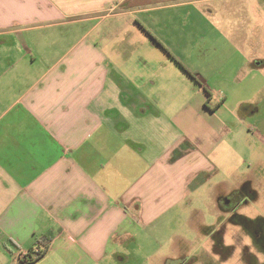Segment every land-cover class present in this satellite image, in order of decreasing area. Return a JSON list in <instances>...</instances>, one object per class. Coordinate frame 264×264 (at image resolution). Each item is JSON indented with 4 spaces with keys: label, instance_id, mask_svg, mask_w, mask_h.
<instances>
[{
    "label": "crops",
    "instance_id": "1",
    "mask_svg": "<svg viewBox=\"0 0 264 264\" xmlns=\"http://www.w3.org/2000/svg\"><path fill=\"white\" fill-rule=\"evenodd\" d=\"M206 1L0 0V264L51 231L28 264H187L264 220V0Z\"/></svg>",
    "mask_w": 264,
    "mask_h": 264
},
{
    "label": "rangeland",
    "instance_id": "2",
    "mask_svg": "<svg viewBox=\"0 0 264 264\" xmlns=\"http://www.w3.org/2000/svg\"><path fill=\"white\" fill-rule=\"evenodd\" d=\"M178 10L192 13L199 11L210 14L216 12H237V14H240L246 10H251L253 13H257L258 17H261L263 9L262 0H210L202 4L190 3V5ZM239 16L237 15V18L232 17V20H229V18L225 19L228 22L227 26H229V21L234 26L244 25L246 20ZM209 21L212 23L214 19ZM259 213L258 210L249 207H244L238 211V226H231L234 230H238V251L236 254L234 253V244H230L236 238L231 236L230 239L224 238L223 243L220 244V251L207 249L203 252L204 249L201 247L192 248L189 254L191 259L189 258L190 260L187 264H264V220L260 217H255ZM245 215L254 217L253 219L246 218ZM223 229L224 227L221 228L222 232Z\"/></svg>",
    "mask_w": 264,
    "mask_h": 264
},
{
    "label": "trees",
    "instance_id": "3",
    "mask_svg": "<svg viewBox=\"0 0 264 264\" xmlns=\"http://www.w3.org/2000/svg\"><path fill=\"white\" fill-rule=\"evenodd\" d=\"M54 233L48 232L37 240L36 248H31L24 258H20V264H28L42 257L53 241ZM35 249H39L38 255H34Z\"/></svg>",
    "mask_w": 264,
    "mask_h": 264
},
{
    "label": "built area",
    "instance_id": "4",
    "mask_svg": "<svg viewBox=\"0 0 264 264\" xmlns=\"http://www.w3.org/2000/svg\"><path fill=\"white\" fill-rule=\"evenodd\" d=\"M38 253H39V249H35L34 255H38ZM27 254L28 252H25L24 254L21 255V258H24Z\"/></svg>",
    "mask_w": 264,
    "mask_h": 264
}]
</instances>
